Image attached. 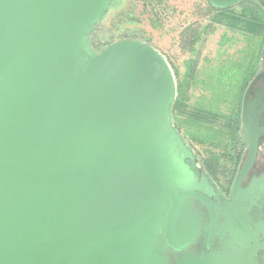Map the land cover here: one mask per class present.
<instances>
[{
  "label": "water",
  "instance_id": "1",
  "mask_svg": "<svg viewBox=\"0 0 264 264\" xmlns=\"http://www.w3.org/2000/svg\"><path fill=\"white\" fill-rule=\"evenodd\" d=\"M109 2L0 0V264H167V252L199 232L193 201L212 216L218 206L172 122L177 89L166 58L138 39L100 51L87 43ZM251 88L235 207L249 194L242 182L259 148ZM254 185L264 196V179ZM260 248L234 251L259 264ZM178 264L216 262L189 255Z\"/></svg>",
  "mask_w": 264,
  "mask_h": 264
},
{
  "label": "rangeland",
  "instance_id": "2",
  "mask_svg": "<svg viewBox=\"0 0 264 264\" xmlns=\"http://www.w3.org/2000/svg\"><path fill=\"white\" fill-rule=\"evenodd\" d=\"M207 4L208 0H110L100 19L90 28V32H87V43L91 48L94 47L92 44L96 46L99 43L97 48L95 47L98 50L93 48L96 51L102 50L111 42L124 39H138L152 45L169 62L176 82L184 77L185 80L188 79L189 109L197 107L208 109L209 104L218 112L227 114L231 111L238 93L236 83L239 84L243 69L239 65L247 57L252 43L244 35L230 31L225 25L218 24L212 27V19L209 16L198 14ZM197 19L201 21L203 34L196 43V50L190 52L184 49L186 47L182 45L179 33L185 25ZM208 24L211 30H204V26L207 28ZM256 63L258 75L256 74L257 77L254 79L255 83L264 77V40L256 55ZM191 70L193 77L188 74ZM255 83L253 81L252 86ZM251 105L254 106V101H251ZM215 123L222 124L220 118H217ZM202 125L208 124L202 122ZM202 130L203 127L200 128V131ZM182 134L188 147L194 150V158L192 160L186 158V161L195 171L196 176L205 172L217 183L220 179L216 181L204 165V158L208 156L206 147L190 139L184 131ZM240 135L245 146L234 179L248 151V137L243 128L240 130ZM219 150L220 148L213 149L216 152ZM229 150L230 146L225 145L224 151L228 153ZM228 158L229 156L225 157L224 161L228 162ZM230 161H232L230 164L226 163L229 168L235 163L234 159ZM255 167H264V147L263 152L259 153ZM217 173L220 177L226 176L223 171ZM223 183L226 181L223 180ZM232 184L233 182L229 190ZM220 188L227 191L221 185ZM233 262V264H241L237 259Z\"/></svg>",
  "mask_w": 264,
  "mask_h": 264
},
{
  "label": "trees",
  "instance_id": "3",
  "mask_svg": "<svg viewBox=\"0 0 264 264\" xmlns=\"http://www.w3.org/2000/svg\"><path fill=\"white\" fill-rule=\"evenodd\" d=\"M263 4V0H238L231 5L220 7L208 0V4L203 6L201 11L198 12L199 15H206L212 19V27L218 24L225 25L227 29L239 32L252 43L247 57L239 65L240 68H243L241 71L242 76L239 77V84L236 83L238 93L234 100L235 106L233 103L231 111L224 114L218 112L215 107L209 104L208 109L200 107L189 109V87L188 79L186 78L185 80V77L181 81L178 79V82H176L177 95L171 104V119L174 127L183 138L182 132L184 131L190 139L206 147L208 156L204 158V165L209 169L216 181L220 179V182L218 181L217 183L227 191L235 180L237 165L241 160L245 146L240 135V130L244 129L241 117L242 100L248 84L257 74L256 55L264 40ZM200 23L201 21L197 19L193 23L185 25L179 33L180 41L186 47L184 49H188L190 52L196 50V43L202 37L203 29ZM93 25L89 26V30ZM204 28L207 31L211 30L210 24L207 25V28L206 26ZM98 45L92 44V47L94 46L93 48L96 49ZM188 74L192 76L193 70L189 71ZM212 88L213 86L211 87V93ZM217 118H220L222 124L215 123ZM202 122H206L208 125L201 126ZM201 127H203L202 131H200ZM225 145L230 146L228 153L224 151ZM214 148H220V150L216 152L213 151ZM222 148L223 150L221 151ZM228 156V162H225V157ZM232 156L233 158H231ZM232 159L235 160V163L233 167L229 168L226 163L230 164ZM219 171H223L226 176L220 177V174L217 173ZM223 180L226 183H223Z\"/></svg>",
  "mask_w": 264,
  "mask_h": 264
},
{
  "label": "flooded vegetation",
  "instance_id": "4",
  "mask_svg": "<svg viewBox=\"0 0 264 264\" xmlns=\"http://www.w3.org/2000/svg\"><path fill=\"white\" fill-rule=\"evenodd\" d=\"M194 21L190 22L193 23ZM188 23L187 25H189ZM258 75V74H257ZM255 77L248 84L242 100L241 117L244 126V99L248 88L255 83ZM248 99L247 117L252 121L253 125L259 130V148L255 163L252 169L242 182V187L248 189L250 194L244 197V203L239 202L235 207L231 203V190L224 191L220 185L216 183L210 176V180L214 184L215 190L219 194V199L215 195L210 197L217 202L218 206L213 207V216L210 207L204 205L201 201H193V206L199 214V232L195 236L194 241L185 249L173 250L167 252V264H178L179 260L185 256H194L202 262L213 259L219 264H233L237 259L241 264H249L247 255L242 253L236 255L235 248H239L247 253L257 242H264V196L259 191L258 186L248 188L250 184L256 181L261 182L264 179V167L256 168V162L264 145V77L258 80L251 88ZM254 101V106L251 105ZM248 147H249V136ZM262 149V150H260ZM193 165V164H192ZM238 173V172H237ZM200 174V173H199ZM240 201V200H239ZM228 207V208H225ZM237 225V226H236ZM244 237V238H243ZM239 239L242 241H234ZM244 248V249H242ZM255 260L259 264H264V249L260 248L255 254Z\"/></svg>",
  "mask_w": 264,
  "mask_h": 264
},
{
  "label": "crops",
  "instance_id": "5",
  "mask_svg": "<svg viewBox=\"0 0 264 264\" xmlns=\"http://www.w3.org/2000/svg\"><path fill=\"white\" fill-rule=\"evenodd\" d=\"M249 195V194H248Z\"/></svg>",
  "mask_w": 264,
  "mask_h": 264
}]
</instances>
